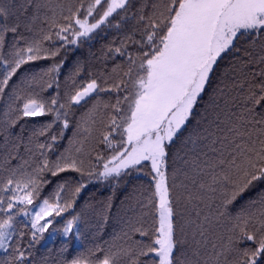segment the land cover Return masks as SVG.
Listing matches in <instances>:
<instances>
[{
	"label": "snow or ice",
	"instance_id": "6c2138e0",
	"mask_svg": "<svg viewBox=\"0 0 264 264\" xmlns=\"http://www.w3.org/2000/svg\"><path fill=\"white\" fill-rule=\"evenodd\" d=\"M38 23L39 37L32 35ZM104 27L120 34L103 55L113 62L111 72H89L81 79L83 66L77 63L61 91V52ZM241 41L247 47H238ZM231 54L236 61L227 70L225 87L235 95L225 118L217 117L215 130H205L206 150L191 160L181 150L170 153L219 62ZM40 60L52 63L17 79L24 66ZM218 91L223 95L224 88ZM5 96V145L19 121L51 120L28 137V159L13 167L17 157L10 156L0 165L8 172L0 179V250L5 253L0 264H32L35 245L55 217L74 208L88 183L141 172L150 182L141 186L125 221L124 243L115 250L97 246L64 264L264 261V192L230 213L246 193L264 184V0H0V98ZM93 97L92 106L75 121L68 147L56 155L72 127L74 108ZM33 137L35 146L28 147ZM16 140L13 147L19 152L23 125ZM66 172L80 179H65L54 190V200L39 202L43 187L51 183L47 174ZM69 184L74 186L65 196ZM17 217L30 226L20 227L24 221ZM226 218L227 236H220L219 243L211 240ZM78 219L66 221L64 236Z\"/></svg>",
	"mask_w": 264,
	"mask_h": 264
},
{
	"label": "trees",
	"instance_id": "16d2710c",
	"mask_svg": "<svg viewBox=\"0 0 264 264\" xmlns=\"http://www.w3.org/2000/svg\"><path fill=\"white\" fill-rule=\"evenodd\" d=\"M40 27L41 25L38 23L32 35L39 37ZM44 27L46 28L47 26L44 25ZM119 35L115 29L104 27L92 39L84 41L79 46L69 47L65 51H62L60 57L57 58V62L61 59L65 61L59 77L61 91L66 87L65 77L77 63L83 66L81 79L87 78L89 72L93 75H99L105 71L111 72L113 62L111 60H104L103 55L106 46L114 38L119 39ZM237 46L243 49L247 47V43L241 41ZM235 61L236 54H231L225 56L219 62L215 73L212 75L211 83L207 87V91L202 93L199 102L194 108L193 115L186 122V125L172 144L170 153H176L178 150H181L180 155L183 156L185 153H189L188 159L191 160L195 155L201 154L203 150H206L204 149V144L207 141L202 139L206 135L205 130L214 131L217 117L224 119L225 114L231 108L230 97L235 95V93L225 86L229 84L228 77L230 73L227 70ZM51 63V60H40L26 65L17 79H23L33 72L42 71ZM220 88H224L223 95L218 91ZM101 98L107 100L108 96L101 94ZM94 100L95 97L90 99L87 104L74 108V115L70 117L72 127L65 131L64 139L57 145L56 155L68 147L69 138L73 136V132L75 131V121L92 106ZM7 102V96L0 98V165H3L5 159H8L10 156H16L17 159L12 160V166L15 167L21 162V159H28L30 156L24 150L28 137L41 124L51 120V116L19 121L14 128L10 129L12 134L8 137V144L5 145V133L3 132L5 117L3 116V112L6 109ZM21 125H23V140L19 141L21 146L19 152H17L13 144L17 143L16 136L21 132ZM198 138L201 139L198 140ZM38 139L40 142H43L45 137L41 136ZM36 140L37 138L33 137L32 143L27 146L34 148ZM193 141L197 142L193 143ZM52 158L55 159V156ZM29 171H31V168H29ZM7 176L8 172L0 167V179ZM47 178L51 183L43 187L41 196L38 198L39 202L49 197L54 200V190L57 189L58 183L63 182L65 179H80L79 175L73 172L62 173L58 177H51L50 174H47ZM180 179H183V177L181 176ZM149 182L150 177L141 172L139 174L132 173L128 177L112 182L92 181L88 183L87 187L77 197L74 208L60 217H55L53 226L44 234L39 243L35 245L32 250V264H64L65 260H70L82 254L87 256L89 250L95 252L97 246L105 250L113 247V250H115L114 246L118 247L124 243L120 239V236L122 230H124L126 219L132 215L131 208L139 198L140 192L143 191L141 186L146 187ZM73 186L74 184H69L68 188L64 191L65 196H67ZM261 192H264V184H257L254 189L246 193L237 203L230 207L231 215H235L249 199L255 198ZM29 207L32 208V206ZM2 216L3 214H0V217ZM73 216H78L80 219L74 223L72 232L68 236H64L62 229L66 221ZM17 221H24V224L19 225L20 227H25V225L30 226V221H25L24 217H17ZM229 226L230 220L226 218L220 226L214 229L215 235L211 236L210 239L219 243L220 236H227V228ZM243 246L246 247L248 245ZM208 251H211V249L209 248ZM189 254L191 253L189 252ZM4 255L3 250H0V259ZM96 255L102 256L101 253H96ZM261 264H264V261H261Z\"/></svg>",
	"mask_w": 264,
	"mask_h": 264
}]
</instances>
